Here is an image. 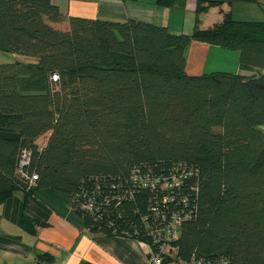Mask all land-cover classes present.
<instances>
[{
    "label": "trees",
    "instance_id": "obj_1",
    "mask_svg": "<svg viewBox=\"0 0 264 264\" xmlns=\"http://www.w3.org/2000/svg\"><path fill=\"white\" fill-rule=\"evenodd\" d=\"M256 1L196 0L193 31L174 34L81 16H69L63 30L52 26L62 14L51 0H0V51L35 60L0 61V127L20 133L0 137V202L50 188L68 195L89 233L148 241L149 206L166 196L156 206L166 215L191 210L171 247L177 259L264 264V20L228 11L198 27L212 7ZM192 41L238 51L245 73L188 74ZM23 149L37 173L30 189L16 172ZM136 168L174 173L179 185H138ZM19 224L31 233L40 225L25 215Z\"/></svg>",
    "mask_w": 264,
    "mask_h": 264
},
{
    "label": "crops",
    "instance_id": "obj_2",
    "mask_svg": "<svg viewBox=\"0 0 264 264\" xmlns=\"http://www.w3.org/2000/svg\"><path fill=\"white\" fill-rule=\"evenodd\" d=\"M51 1L62 14V20L52 26L63 30L68 28L69 16H81L107 21L135 19L165 25L174 34H190L196 17V0H184L172 8H159L155 0ZM228 11L237 20L263 21L264 0L212 7L199 16L198 27L206 29L220 22ZM185 59V70L192 75L245 73L239 67L238 51L205 42H190ZM17 60L35 63L29 57ZM19 134L16 129L0 127V137L18 138ZM68 199L56 190L34 187L31 192L15 191L0 202V264H147V250L140 240L89 233L81 217L70 209ZM22 215L40 223L33 225L35 233L20 226Z\"/></svg>",
    "mask_w": 264,
    "mask_h": 264
},
{
    "label": "built area",
    "instance_id": "obj_3",
    "mask_svg": "<svg viewBox=\"0 0 264 264\" xmlns=\"http://www.w3.org/2000/svg\"><path fill=\"white\" fill-rule=\"evenodd\" d=\"M51 79L56 80L57 75L53 74ZM30 157L31 154L29 150L23 149L20 153L16 170L17 175L26 183L27 189L33 188L37 180V173L28 170V165L31 161ZM134 172L135 175L133 180L137 182L138 185L144 187L170 188L173 185H179L180 178L174 173L169 174V177L166 178L164 176L154 175L155 173H152V171L148 169H144L142 174L140 173L139 168H136ZM166 199V196H163L160 203L165 204ZM183 203L187 207L188 202L185 199H183ZM159 204H150L148 212L150 214L146 216V221L143 222L146 226L148 241L140 240V242L147 250V264H233L227 256L213 258L192 257L185 262L177 259L175 257L176 251L171 247L173 246V242L179 237L180 222L191 217V210L186 208L183 215L178 212H171L169 215H166V211L157 209L156 206ZM82 208L92 211L91 204H83ZM152 212H155L153 213V219L150 217ZM147 220L149 221V224ZM168 248L169 250H167Z\"/></svg>",
    "mask_w": 264,
    "mask_h": 264
},
{
    "label": "rangeland",
    "instance_id": "obj_4",
    "mask_svg": "<svg viewBox=\"0 0 264 264\" xmlns=\"http://www.w3.org/2000/svg\"><path fill=\"white\" fill-rule=\"evenodd\" d=\"M253 7L259 9L256 5H253ZM2 57H4V58H2ZM18 57H26V56H20V55L0 51V61H13V60H17ZM260 128L264 130V126H261Z\"/></svg>",
    "mask_w": 264,
    "mask_h": 264
}]
</instances>
